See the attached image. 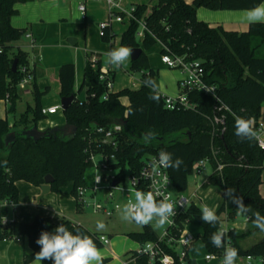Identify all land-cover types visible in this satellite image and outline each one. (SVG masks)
Masks as SVG:
<instances>
[{"label": "trees", "instance_id": "16d2710c", "mask_svg": "<svg viewBox=\"0 0 264 264\" xmlns=\"http://www.w3.org/2000/svg\"><path fill=\"white\" fill-rule=\"evenodd\" d=\"M27 0H0V99L7 103V113H13L16 100L21 96L19 82L23 79L22 67H26L33 75L26 51L15 48V43L25 34L26 29L13 27L11 18L18 14L17 3ZM264 0H158L150 10L147 4H134V16L129 20L128 28L122 33L121 46L131 49L141 48L142 53L136 60H131L130 71L141 72V86L138 89L124 88L109 91L105 80L100 78L103 64L101 60H89L84 69L83 80L78 92L75 91V64L65 63L59 69L60 96L76 95V99L63 111L66 124L77 128L75 135H65L62 130L47 129V134L39 140L24 136L21 132L37 125L44 118L42 98L50 89H39L30 83L34 96V116L28 121L23 116L20 123L13 127L7 118H0V200L9 199L18 203V181H25L35 186L45 183L47 175L53 177V191L72 184V193L78 187L88 183L87 172L90 163L84 153L87 129L95 125L108 126L115 122L127 121L123 130L119 157L122 165L130 166L137 173L142 157L161 150L179 157L183 164L179 170L169 168L174 187L184 192L188 187V176L192 173L194 162L205 157L211 158L213 172L204 182V187L215 186L222 192L224 202L217 216L226 212L229 220H235L239 214L237 207L225 195L227 189L235 190V196H241L243 203L251 209L246 214L248 222L254 224V213L264 216V197L260 194L263 183L264 149L258 145L257 139L241 140L235 135V117L252 118L254 129L259 126L264 103V24L249 25L244 32L228 31L222 26L212 27L197 18V10L205 7L211 10H248L263 3ZM144 19L147 25L145 37L139 41L137 32L140 28L138 20ZM116 34L111 26L105 29L102 40L111 43ZM156 43L162 44L161 53L188 55L200 60L205 69V81L217 86V94L227 103L232 112L227 113L226 130L212 134L211 118L214 113L215 99L200 91H192L189 98L196 104L195 109L170 110L165 100L156 89L158 72L150 66L146 50ZM168 49H166L165 48ZM17 59L16 70L13 63ZM114 73L109 78L114 80ZM34 79V77H33ZM151 81L152 86L146 84ZM33 85V87H32ZM86 92V99L81 100L78 93ZM108 92V97L104 95ZM157 96L158 100L150 99ZM127 97L129 104L122 103ZM23 126L18 129V126ZM15 131L16 136L10 143L6 137ZM213 150L216 151L213 156ZM218 161L224 164L217 171ZM79 209V208H78ZM7 208L0 210L6 215ZM201 207L192 204L183 221H197L203 228L198 234L208 253H217L220 248L210 242L213 232L220 229L221 220L215 227L204 223ZM65 224L70 231L79 229L95 242L98 250L104 247L101 240L103 234L93 232L82 224L63 218L55 223L50 217L35 216L30 222L13 221L8 226L0 222V240L27 236L32 253L24 254V264H32L34 256L40 251L36 243L42 231H53L60 224ZM183 226V225H181ZM256 229L238 231L232 229L225 238L238 251V256L264 257V237L248 248L241 245V240ZM140 244L154 241L158 237L156 230L144 225L139 232L128 233ZM136 264H148V259L138 250L130 251ZM189 253L186 262L178 260L174 264H190ZM106 259H103V263ZM42 264H52L50 260Z\"/></svg>", "mask_w": 264, "mask_h": 264}, {"label": "crops", "instance_id": "0c3cea01", "mask_svg": "<svg viewBox=\"0 0 264 264\" xmlns=\"http://www.w3.org/2000/svg\"><path fill=\"white\" fill-rule=\"evenodd\" d=\"M81 1L27 0L15 5L18 14L11 18V24L13 27L26 29L27 32L14 45L15 48H20L28 54L30 67L34 70L33 85H36L41 90L50 89L49 93L42 98L41 103L44 108L61 104L59 69L65 63L75 64V91H77V88H80L84 69L89 58L101 60L103 67L116 75V71L109 64L104 63V52L101 51L107 49L109 52L115 48V43L118 40L117 33L123 31L120 24L125 22H113L111 28L116 37L111 43L105 42L99 37V30H97L96 25L108 19L109 14L106 3L104 0H87L86 16L83 19L78 9ZM157 1L122 0L121 5L123 8L128 9L134 4H147L150 10ZM185 1L188 3L193 2V0ZM245 11L211 10L200 7L197 10V18L212 27L222 26L228 31L244 32L249 27V24L242 22L241 19ZM121 36L119 39L120 44ZM181 76L182 74L179 71V76L176 80V90L174 93L167 95H177L179 93L178 81ZM140 86L135 84V86H132V89H138ZM128 87L125 84H120L115 89L113 83V91H119ZM31 93V85H28L27 92H21V96ZM121 100L123 104H129L127 97H122ZM5 104L6 116H0V118L10 120L9 113H7V103L5 102ZM56 112L44 115V118L37 123V127L44 130L65 125L66 119L64 113L62 118ZM2 114L3 112H0V115ZM259 124L263 128L264 136V103L262 104V115L259 119ZM10 125L13 127V120H10ZM22 127L20 125L18 129H22ZM16 185L19 190V200L16 207L8 211V216L13 221L30 222L35 216L41 215L50 217L55 223H59L63 218H68L75 223L81 224L74 219L77 212L82 211L77 207L71 183L65 187H61L57 192L53 191L51 187V191L47 194L42 193L40 186H35L25 181H18ZM259 190L260 194L264 197V194L261 192V186ZM244 225L246 224H236L237 227L243 226L245 228ZM130 232L134 231H128V233ZM115 235H118V233H109L110 238L105 234L101 236L109 240L106 244L108 246L103 250H99L103 259H106L104 264H136L130 253V251L137 250L136 246L128 243L124 235L120 239L116 238ZM25 253H32L27 236H19L17 239L0 240V264H24ZM32 264H34V261Z\"/></svg>", "mask_w": 264, "mask_h": 264}, {"label": "built area", "instance_id": "2783aa9c", "mask_svg": "<svg viewBox=\"0 0 264 264\" xmlns=\"http://www.w3.org/2000/svg\"><path fill=\"white\" fill-rule=\"evenodd\" d=\"M121 1L104 0L108 7L109 16L107 20L100 23L101 36L105 34V29L115 21L125 22L126 20L136 19L134 16L136 7L131 6L125 9L122 7ZM86 3L87 0H82L78 6L83 19L86 16ZM138 22L140 28L137 36L142 40L145 37L147 25L144 19L138 20ZM161 61L167 67L177 69L182 74L178 81L180 91L177 95L160 93L165 100L166 108L170 110L195 109L196 104L190 100L189 93L195 90L203 92L215 99L214 113L211 118L212 134L216 135L224 132L226 130L227 113L232 112V109L218 96L217 86L210 85L205 81V69L201 61L194 60L188 55H176L173 53H162ZM21 71L25 75L19 82V88L27 92L28 85H30L34 76L26 67H22ZM101 73L100 78L105 80L108 90H113V79L109 78V70L102 67ZM107 97L108 92L104 95V98ZM5 102H9L8 98ZM61 109V104L47 108L42 107V113L43 115H48ZM123 130L124 124L122 122H115L108 126L95 125L87 129L84 153L90 163V168L94 170V175L92 180L78 187L75 194H73L77 207L81 211L90 208L93 213H101L104 216L112 217L114 215V200L116 199L117 191L121 192L122 196L124 195L126 203L129 200H135L133 195H135L137 190L145 193H159L160 195L156 196L157 200L165 196L168 197L170 202L174 204L176 215L169 217L162 231L160 233L157 232L158 237L156 240L141 244L137 250L140 254L147 257L148 264H174L177 260L185 263L189 248L198 239V236L196 237L189 229V225L192 222L189 220L183 221L182 217L192 204L200 207L199 202L196 201L197 190L190 196H187L184 192L177 191L169 174V168H161L159 175H154L149 165L153 159H158L159 152L142 157L141 166L137 173L133 172L130 166L122 165L118 155L124 138ZM255 131L258 133V145L264 149L263 128L260 124ZM215 153L216 151L213 150V156ZM211 161L210 157H205L194 162L192 174L198 177L209 171V169L212 173ZM223 167L224 164L218 161L216 170L221 171ZM98 175L100 176V181L97 183L95 178ZM115 181L117 182L114 184ZM126 182H128V186H126ZM16 205L17 203L9 199L0 200V210L7 208L9 211V209H14ZM219 208L215 211L216 214ZM219 219L221 220L220 229L226 230L227 234L230 230L237 227L235 223L228 225L229 218L226 212L221 213ZM245 220L247 222L248 218H245ZM0 222L4 227L12 223L13 220L7 213L6 215H0ZM149 224L154 228L152 223ZM101 240L104 244L109 241L105 237H101ZM226 244L231 246L229 242ZM223 251L224 249L220 248L217 253H207L205 259L207 261L218 259L222 264ZM256 258L261 264H264V257L250 255L237 256L236 264H252V261ZM243 259H246V262Z\"/></svg>", "mask_w": 264, "mask_h": 264}, {"label": "clouds", "instance_id": "9594fccd", "mask_svg": "<svg viewBox=\"0 0 264 264\" xmlns=\"http://www.w3.org/2000/svg\"><path fill=\"white\" fill-rule=\"evenodd\" d=\"M242 22L249 25L264 24V3H260L251 9L245 11L242 16ZM132 50L126 46L111 49L108 53V64L113 68H120L125 61L129 60ZM146 84L152 86V82L146 81ZM150 99L158 100L157 96H151ZM235 135L241 140L258 139V133L254 129V120L252 118L235 117ZM183 160L179 157L173 158V154L161 150L158 153V159H153L150 168L154 175H159L161 168H171L179 170ZM98 183L100 176L95 178ZM235 190L227 189L225 195L237 207L238 213L246 214L251 211L243 203L241 196L234 195ZM159 193L135 191V200H129L120 209L121 219L128 222H135L144 226L155 220L157 226H163L169 220V217L176 215L175 207L168 197L160 200L156 199ZM201 220L215 227L219 222L216 212L208 206L201 208ZM254 224L261 231H264V216L259 212L253 214ZM6 219V218H5ZM106 225L103 221H97L96 230L103 231ZM227 232L224 229H218L210 237L211 244L216 248H223L222 264H236L238 256L237 249L226 244L225 238ZM36 243L40 246V251L34 256V264H41L44 260L52 261V264H103V257L91 237L82 233L79 229L75 232L70 231L65 224H60L53 231H42Z\"/></svg>", "mask_w": 264, "mask_h": 264}, {"label": "rangeland", "instance_id": "374dc122", "mask_svg": "<svg viewBox=\"0 0 264 264\" xmlns=\"http://www.w3.org/2000/svg\"><path fill=\"white\" fill-rule=\"evenodd\" d=\"M120 25L123 31L120 33L119 32L117 33L118 40L115 43V48H118L121 46L119 39L122 33L124 32V30L128 28L129 21L126 20L125 23H122ZM96 27H97V30H99V37H101L100 23L96 25ZM138 40L141 41L139 38ZM161 49H162L161 43H156L153 46H151L149 49H147L146 53L148 55L150 66L158 72V76L156 78L157 91L162 94H172L176 90V80L179 76V71L177 69H172V68L167 67L161 61V55H162ZM101 52H104V55H103L104 63L108 64L107 62L108 61V56H107L108 50L105 49L104 51H101ZM130 62H131V57L129 58V60L125 61V63L120 68H113L111 66L112 69L116 71V75L113 81L115 89H117L120 86V84H125L126 86H129L130 88H132V86H135V84L140 86L141 72L130 71ZM76 79L78 80L77 77ZM78 89L79 88H77L76 92H78ZM21 92L23 91L21 90ZM77 95L78 97H80L81 100L86 99L85 90H82ZM34 106H35V101H34L33 93L29 95L20 96L16 100L15 111L13 113L8 114L9 119L13 120L16 123H20L23 116H27L28 121H31L34 116V110H33ZM0 112H3V114L0 116H6V104L1 99H0ZM56 113L60 115V117L63 118L62 109ZM49 116L51 117V115ZM39 125H41V123H39ZM210 173H211L210 169L209 171H207L206 173L198 177H195L191 173L188 176V187L184 191V194H186L187 196H190L197 190V196L199 197L196 196V201L199 202L200 207H203L206 205L210 207L211 209H213L214 211H216L220 207L224 199L222 198L221 191L218 187H215V186L204 187L203 186L204 182L206 181ZM93 175H94V170L90 168L87 172L88 181L93 179ZM262 178L264 180V171L262 174ZM125 184L126 186L129 185L128 182H126ZM261 192L264 194V182L261 185ZM133 197L135 199V195H133ZM115 198L116 199L114 200V215L112 217L104 216L101 213L99 214L93 213V211L90 208H87L86 210L82 212L78 211L74 219L94 232L107 235L108 238H110L109 233H112V232L118 233V235H115V237L116 238L118 237V239H120L122 235H124L128 243L134 244L136 248L139 249L141 244L138 241L134 240L131 236H129L128 231L135 232V231L143 230L144 226L138 225L135 222H128V221H124L123 219H121L120 209L123 207V205L126 204V201L124 199V195L122 196V193L119 191L116 192ZM97 221H103L104 224L106 225L103 231L96 230ZM151 223L154 226L156 232L158 233H160L163 227L165 226V224L163 226H157L155 220H153ZM233 223L246 224L244 225L245 228H243V226H238L235 228L238 231H243L245 233H247V231L249 230L256 229L252 234L246 236L244 239L241 240V245L244 248H248L252 246L253 244L259 242L264 237V231H261L259 228H257L255 224L249 223L248 221L246 222L245 216H243L241 213H239L235 217V220H229L228 225H232ZM189 229L191 232H193L196 235V237L203 230L202 226L197 221H193L189 225ZM107 246L108 245L105 244L104 247L101 248L100 250H103ZM188 252H189V256L191 257V259L196 260L198 264H221V261L218 259L210 260V261H207L205 259V255L209 251L206 249L201 238H198L194 241V243L190 246ZM243 261L246 262V259H243ZM252 264H261V262L258 261V258H256L252 261Z\"/></svg>", "mask_w": 264, "mask_h": 264}, {"label": "water", "instance_id": "95a60500", "mask_svg": "<svg viewBox=\"0 0 264 264\" xmlns=\"http://www.w3.org/2000/svg\"><path fill=\"white\" fill-rule=\"evenodd\" d=\"M141 53H142L141 48H133L132 54H131V60H136L140 56ZM17 62L18 61L16 59L13 63V70L14 71L16 70ZM75 99H76L75 94H72L71 96H68V97H64V96L61 97L62 110L63 111L66 110ZM123 124L124 125L127 124V121H123ZM59 129L64 131L65 135H75L76 131H77V128L75 126H71L68 124H65L63 126L53 127L54 131L59 130ZM21 133L24 136L32 137V138H34V140L37 141L47 134V129L41 130L37 127V125H35V126L31 127L30 129L22 131ZM47 135H49V134H47ZM15 136H16L15 131L10 132L9 135H7V137H6V143L7 144L10 143L11 140L13 138H15ZM53 180L54 179L50 174L46 176L45 183L40 186V189H41L43 194H47L51 191V184H52ZM116 182L117 181H115L114 184ZM190 264H198V263L196 260H193L192 263H190Z\"/></svg>", "mask_w": 264, "mask_h": 264}]
</instances>
